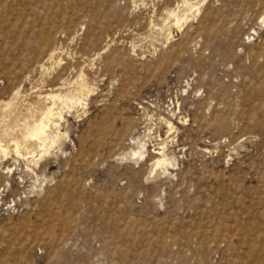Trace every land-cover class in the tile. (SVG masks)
I'll list each match as a JSON object with an SVG mask.
<instances>
[{"label": "rangeland", "instance_id": "obj_1", "mask_svg": "<svg viewBox=\"0 0 264 264\" xmlns=\"http://www.w3.org/2000/svg\"><path fill=\"white\" fill-rule=\"evenodd\" d=\"M0 143V264H264V0H0Z\"/></svg>", "mask_w": 264, "mask_h": 264}, {"label": "bare ground", "instance_id": "obj_2", "mask_svg": "<svg viewBox=\"0 0 264 264\" xmlns=\"http://www.w3.org/2000/svg\"><path fill=\"white\" fill-rule=\"evenodd\" d=\"M176 18V17H175ZM178 18V17H177ZM176 20V19H175ZM180 23H182L181 21H180V19L178 18V20H177V25H179ZM77 94V93H76ZM76 94L74 93V94H71V95H68V94H66L67 96H65V97H61L60 95H58V96H54L53 95V97H52V99L53 100H59V101H61V102H65V103H72L73 105H74V103H77L78 102V99H77V97H76ZM51 99V98H50ZM51 102V101H50ZM55 104V103H54ZM71 104V105H72ZM76 105V104H75ZM78 105V104H77ZM55 106V105H54ZM66 106H69V104L67 105L66 104ZM63 107V106H62ZM74 107V106H73ZM57 109V108H56ZM54 113H53V110L51 109V108H49L47 111H46V113L45 114H43L44 116H43V119L38 123V124H36V125H34L33 126V128H31V130L29 131V136L31 137V138H33V139H35L36 140V142L37 143H40V144H42V143H45V141H46V137H47V132H48V123L46 124V121H48V122H50V119H51V116L53 115ZM48 139V138H47ZM58 139V138H57ZM31 140V139H30ZM34 140V141H35ZM54 140V139H53ZM48 141V140H47ZM46 141V142H47ZM54 143V142H53ZM46 144V143H45ZM44 144V145H45ZM19 145L20 144H18V142H15L14 143V149H16V151H18L19 149ZM42 146V145H41ZM46 147V146H45ZM44 147V148H45ZM49 149V148H48ZM6 149L1 145V143H0V152L1 153H6ZM43 151H45V150H43ZM139 155V154H138ZM157 155H159V153H157ZM160 160V159H159ZM162 164V160L161 161H158V166H160ZM165 164V163H164Z\"/></svg>", "mask_w": 264, "mask_h": 264}]
</instances>
